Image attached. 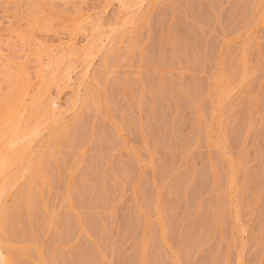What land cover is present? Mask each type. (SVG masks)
Instances as JSON below:
<instances>
[{
  "label": "rangeland",
  "instance_id": "1",
  "mask_svg": "<svg viewBox=\"0 0 264 264\" xmlns=\"http://www.w3.org/2000/svg\"><path fill=\"white\" fill-rule=\"evenodd\" d=\"M0 264H264V0H0Z\"/></svg>",
  "mask_w": 264,
  "mask_h": 264
}]
</instances>
